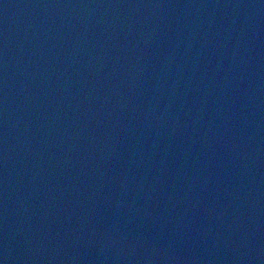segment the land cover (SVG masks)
Returning <instances> with one entry per match:
<instances>
[{
  "label": "water",
  "instance_id": "1",
  "mask_svg": "<svg viewBox=\"0 0 264 264\" xmlns=\"http://www.w3.org/2000/svg\"><path fill=\"white\" fill-rule=\"evenodd\" d=\"M0 264H264V0H0Z\"/></svg>",
  "mask_w": 264,
  "mask_h": 264
}]
</instances>
